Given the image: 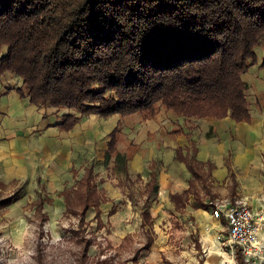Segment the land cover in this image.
<instances>
[{
    "label": "trees",
    "instance_id": "1",
    "mask_svg": "<svg viewBox=\"0 0 264 264\" xmlns=\"http://www.w3.org/2000/svg\"><path fill=\"white\" fill-rule=\"evenodd\" d=\"M261 46L264 0H0V51L8 49L0 76L22 80L39 107L76 112L62 117L66 130L88 113L247 122L244 75ZM178 156L205 176L201 162ZM88 175L76 191L83 214L95 207L99 218ZM152 183L157 188L156 176Z\"/></svg>",
    "mask_w": 264,
    "mask_h": 264
},
{
    "label": "rangeland",
    "instance_id": "2",
    "mask_svg": "<svg viewBox=\"0 0 264 264\" xmlns=\"http://www.w3.org/2000/svg\"><path fill=\"white\" fill-rule=\"evenodd\" d=\"M7 50L5 48L0 51V59L5 56ZM256 54L259 59L258 64L250 66L244 75L245 80L253 85L249 84L248 88V98L252 105H255L257 96H260V101H264V93L259 95L256 91V88L259 90V86L264 84L261 82L262 73L258 68L264 59L262 46L256 49ZM60 110L62 116L73 113L66 108ZM174 115L175 118L181 117ZM136 117L137 121L132 118L126 123L132 128L128 129L132 131L131 134L134 133L136 124L141 123L138 120L142 117L139 114ZM181 118V123L192 129H196L203 122L193 117ZM207 137L210 139L212 134ZM198 138L201 141L200 135ZM98 139L97 150L93 151L92 148L85 147L88 142L83 144L79 138H76L73 143H81L78 146L82 148L73 149L74 152L80 153L71 157L72 160L74 159L70 160L73 165L68 162L66 164L70 165L59 168L56 164L58 159L52 158L49 159L50 165L45 167L44 161L39 160L38 175L32 174L23 180L9 183L1 182L0 264H247L244 258L243 262L238 258L236 249L234 255L233 250L228 246L230 234L225 220L211 217L214 223L219 225L218 228L214 224L212 232L208 228L207 234H200L198 225L194 223L196 231L191 226L188 215L177 214L170 209L167 214L162 211V207L158 212L155 211V208L162 206L163 203L152 198L151 194L155 188L153 183L148 185V182L158 176L159 167L165 166L163 161L169 160L166 152L165 160L160 161L158 157L157 162L150 161L153 156L152 150L147 147L143 153H140V158L131 162L130 155L133 156L136 151L132 146L129 147L132 144L129 139H127L128 143L121 144V158H114L116 155L110 153L105 142L106 137L104 140ZM190 148L194 154L196 146ZM169 150L168 148L167 152ZM138 152L139 150L136 153ZM121 159H123L124 171L116 172V166L122 164ZM91 167L95 173L94 175L92 172L94 178L92 186L95 185L93 190L97 195V203L102 212L108 211L104 213L103 218L97 217L98 210L94 207L83 214L82 202L76 191L82 187L86 188L82 186L81 179L88 178ZM125 168H128L129 174L125 172ZM206 169L208 170L209 167ZM201 171L204 173V170ZM113 179L120 182L113 186L110 183ZM211 181L212 178L204 186L206 189ZM199 187L204 191L202 185ZM230 187L233 192L229 195L230 198L222 195L213 198L202 191L204 200L210 204V214L212 204L221 199L231 201L241 199L250 203L251 198L242 196L241 187L239 188L235 179ZM87 189L89 190L90 187ZM114 191L120 196L125 195L126 198L122 196L119 203L111 204ZM262 191L264 193V190ZM239 192L241 195L238 196ZM262 197L264 198V194L260 195L259 199L261 200ZM107 198L111 199L109 203ZM146 207L151 209L154 218L150 213H147L150 215L149 218L145 217L146 213H143ZM115 208L124 209L118 218L111 217ZM257 213L264 217V210ZM81 215H84V218ZM157 225L161 228L158 233L155 230ZM211 234L213 237L210 236ZM202 238L208 241L207 246H201ZM86 240L92 243L85 252L87 256H84ZM154 240L158 242L154 248L143 249ZM262 242L264 243V239ZM257 264H264V253L263 259Z\"/></svg>",
    "mask_w": 264,
    "mask_h": 264
},
{
    "label": "crops",
    "instance_id": "3",
    "mask_svg": "<svg viewBox=\"0 0 264 264\" xmlns=\"http://www.w3.org/2000/svg\"><path fill=\"white\" fill-rule=\"evenodd\" d=\"M258 68L262 73L261 82L264 83V71ZM245 82L253 86L247 79ZM256 91L259 95L264 93V84L259 86V90L256 88ZM26 93L23 81L18 77L8 72L0 76V185L1 182L9 183L23 180L32 174L38 175L39 160L44 161L45 167L50 165L49 159L52 158L58 159L56 164L59 168L73 165V162L70 163L71 157L80 155L73 149L82 148L78 146L81 143H73L76 138H79L83 144L88 142L85 146L87 149L92 148L96 151L98 138L104 140L106 137L105 142L110 153L116 155L110 156L114 158H121V144L128 143L127 139H129L132 142L129 147L132 146L136 152L139 150L138 153H133L131 162L140 158V153H143L147 147L152 150L153 156L150 161L157 162L158 157L160 161L165 160V152L169 156L168 161H163L165 166L159 167L157 188L151 194L153 199L160 200L164 204L157 206L155 211L158 212L163 208L162 211L167 214L170 209L174 213L188 215L195 231L196 224L200 234H207L208 228L212 232L213 227L218 228L219 225L211 218L210 204L204 200L203 192L213 198L221 195L230 198L229 195L233 194L230 187L233 179L236 180L239 188L241 187L242 196L251 198L249 202L252 209L256 213L264 210V198L259 199L260 195L264 194L262 191L264 190V101L259 100L260 96L255 99V105L249 101L251 118L242 123L236 122L230 116L222 119L205 117L199 118L203 121L202 124L192 129L181 123V117L175 118L174 114L165 111H159L149 120H145L140 113L130 116L121 114L101 116L88 113L79 115L78 123L71 130H66L60 126L64 116L59 113L60 109L39 107L31 102ZM137 114L142 117L138 120L141 123L136 124L137 127L131 134L132 131L128 129L132 128L126 123L132 118L137 121ZM211 134L212 137L208 139L207 136ZM191 146H196L194 154ZM168 148L170 150L167 152ZM178 151L190 161L201 162L204 173L201 169L199 172L205 176L195 177L187 163L179 160ZM122 160H120L122 164H117L116 172L124 171ZM68 162L70 164H66ZM206 167L209 169L207 170ZM90 170L95 175L92 167ZM125 172L128 173V168H125ZM210 178L213 181L206 189L204 186ZM152 180L148 185H153ZM118 182L120 181L115 179L110 181L113 186ZM199 185L204 187V191ZM93 187L95 188V185ZM237 195H241L240 192ZM122 196L126 198L125 195L120 196L114 191L111 204L119 203ZM111 199L107 198V202L109 203ZM122 211L124 209L115 208L111 217L118 218ZM106 212L108 213L106 210L103 211L100 217L103 218ZM145 213H150L153 218L155 216L147 207L143 214ZM155 230L158 233V230H161L160 226L157 225ZM210 236L213 237L212 234ZM207 242L206 238H202L201 246H207ZM157 243L154 240L150 247L143 249L154 248Z\"/></svg>",
    "mask_w": 264,
    "mask_h": 264
},
{
    "label": "built area",
    "instance_id": "4",
    "mask_svg": "<svg viewBox=\"0 0 264 264\" xmlns=\"http://www.w3.org/2000/svg\"><path fill=\"white\" fill-rule=\"evenodd\" d=\"M212 217L225 220L233 253L241 252L247 264H257L263 259L264 243L261 236L264 217L256 213L246 200L221 199L212 204ZM236 249V250H235Z\"/></svg>",
    "mask_w": 264,
    "mask_h": 264
},
{
    "label": "bare ground",
    "instance_id": "5",
    "mask_svg": "<svg viewBox=\"0 0 264 264\" xmlns=\"http://www.w3.org/2000/svg\"><path fill=\"white\" fill-rule=\"evenodd\" d=\"M220 252V251H219ZM226 256V255H225ZM232 261V260H231ZM208 263V262H207ZM225 263V262H224Z\"/></svg>",
    "mask_w": 264,
    "mask_h": 264
}]
</instances>
